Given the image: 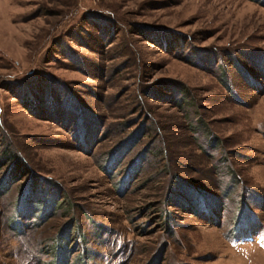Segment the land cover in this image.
Listing matches in <instances>:
<instances>
[{"label": "rangeland", "instance_id": "1", "mask_svg": "<svg viewBox=\"0 0 264 264\" xmlns=\"http://www.w3.org/2000/svg\"><path fill=\"white\" fill-rule=\"evenodd\" d=\"M0 264H264V0H0Z\"/></svg>", "mask_w": 264, "mask_h": 264}, {"label": "trees", "instance_id": "2", "mask_svg": "<svg viewBox=\"0 0 264 264\" xmlns=\"http://www.w3.org/2000/svg\"><path fill=\"white\" fill-rule=\"evenodd\" d=\"M119 144H121V143H119ZM118 146H119V145H118ZM120 150H123V149L121 148ZM19 164H20V166L22 167V163L20 162Z\"/></svg>", "mask_w": 264, "mask_h": 264}]
</instances>
